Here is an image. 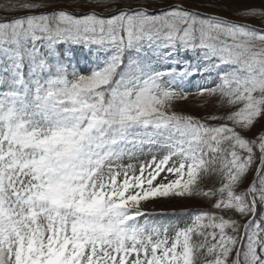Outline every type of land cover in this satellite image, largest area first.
<instances>
[{
  "label": "snow or ice",
  "instance_id": "6c2138e0",
  "mask_svg": "<svg viewBox=\"0 0 264 264\" xmlns=\"http://www.w3.org/2000/svg\"><path fill=\"white\" fill-rule=\"evenodd\" d=\"M0 12V264H264V3ZM196 76L203 116L176 109Z\"/></svg>",
  "mask_w": 264,
  "mask_h": 264
},
{
  "label": "rangeland",
  "instance_id": "374dc122",
  "mask_svg": "<svg viewBox=\"0 0 264 264\" xmlns=\"http://www.w3.org/2000/svg\"><path fill=\"white\" fill-rule=\"evenodd\" d=\"M169 1V2H167ZM184 1V0H183ZM147 0L150 8L160 9L165 8L169 4L173 3H185L187 7H193L202 12H216L223 16L232 18V19H241L236 13L237 9L248 6V5H256L259 6L264 3V0ZM194 4V5H193ZM216 8V9H214ZM218 9V10H217ZM4 13L0 12V16H3ZM182 54V53H181ZM191 57H193L192 53H189ZM204 83V80L200 76L190 78V82L185 90H189L195 92L197 90V85ZM192 87V89L188 88ZM176 109L181 110L193 115L203 116L210 113L213 108L212 104L209 103L203 107L200 106V101L194 98V95L190 96L188 101L178 102L176 104ZM144 159V157H140L139 160ZM139 160L133 158L129 160L127 157L124 158V163H139ZM251 179V176H249ZM215 179H208L204 186L210 187L213 185ZM210 207V203L202 198L189 199V200H171L165 198H157L153 201L147 202L144 205V210L152 213H166L165 210L168 209H181V208H208ZM260 213H264V208L258 210ZM158 219H168L170 217H157ZM236 218H239L238 216ZM259 219V216H257Z\"/></svg>",
  "mask_w": 264,
  "mask_h": 264
},
{
  "label": "trees",
  "instance_id": "16d2710c",
  "mask_svg": "<svg viewBox=\"0 0 264 264\" xmlns=\"http://www.w3.org/2000/svg\"><path fill=\"white\" fill-rule=\"evenodd\" d=\"M183 1V0H182ZM167 2H169V1H167ZM183 2H185V0L183 1ZM185 3H187V2H185ZM194 5V4H193ZM214 9H216V8H214ZM218 10V9H217ZM203 114H207V113H203ZM212 179H215V178H212Z\"/></svg>",
  "mask_w": 264,
  "mask_h": 264
}]
</instances>
